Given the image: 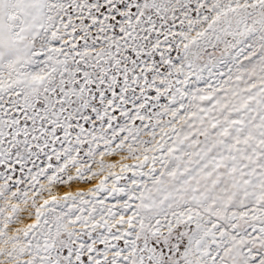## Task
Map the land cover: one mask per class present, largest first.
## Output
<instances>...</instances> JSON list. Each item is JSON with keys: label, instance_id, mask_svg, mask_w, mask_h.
Returning <instances> with one entry per match:
<instances>
[{"label": "snow or ice", "instance_id": "snow-or-ice-1", "mask_svg": "<svg viewBox=\"0 0 264 264\" xmlns=\"http://www.w3.org/2000/svg\"><path fill=\"white\" fill-rule=\"evenodd\" d=\"M0 264H264V0H0Z\"/></svg>", "mask_w": 264, "mask_h": 264}]
</instances>
